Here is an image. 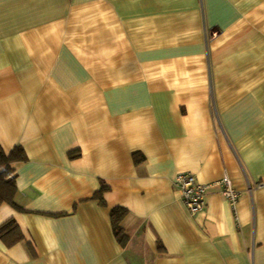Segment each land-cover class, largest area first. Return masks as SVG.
I'll return each instance as SVG.
<instances>
[{
  "label": "crops",
  "instance_id": "1",
  "mask_svg": "<svg viewBox=\"0 0 264 264\" xmlns=\"http://www.w3.org/2000/svg\"><path fill=\"white\" fill-rule=\"evenodd\" d=\"M15 147L22 211L2 204L0 225L23 240L0 264H264V0H0ZM182 172L228 178L235 211L214 187L189 213Z\"/></svg>",
  "mask_w": 264,
  "mask_h": 264
},
{
  "label": "trees",
  "instance_id": "2",
  "mask_svg": "<svg viewBox=\"0 0 264 264\" xmlns=\"http://www.w3.org/2000/svg\"><path fill=\"white\" fill-rule=\"evenodd\" d=\"M70 159L79 157V152L74 151L68 153ZM26 155L21 147H15L9 154H5L0 148V206L7 204L16 210L21 208L15 202L17 194L15 165L24 163ZM107 187H102L92 199L96 200L101 206L105 205L104 193L107 192ZM22 211V210H21ZM127 216V211L120 207H115L110 211V221L114 235L121 246L127 242V235L122 226L123 220ZM23 240V235L19 226L14 219H8L0 225V241L6 246L11 247ZM161 247H159L160 249Z\"/></svg>",
  "mask_w": 264,
  "mask_h": 264
},
{
  "label": "built area",
  "instance_id": "3",
  "mask_svg": "<svg viewBox=\"0 0 264 264\" xmlns=\"http://www.w3.org/2000/svg\"><path fill=\"white\" fill-rule=\"evenodd\" d=\"M174 185L179 189L181 200L191 214H195L203 209L205 197L214 187L220 189V193L235 211V204L239 193L232 188L229 179L226 177L216 183L202 185L196 181L194 175L191 173L182 172L175 177Z\"/></svg>",
  "mask_w": 264,
  "mask_h": 264
}]
</instances>
